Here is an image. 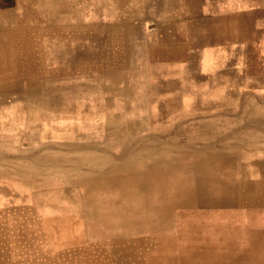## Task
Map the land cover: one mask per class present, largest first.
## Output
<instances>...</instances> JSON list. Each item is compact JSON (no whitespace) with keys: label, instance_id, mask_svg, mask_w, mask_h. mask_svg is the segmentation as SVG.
Here are the masks:
<instances>
[{"label":"rangeland","instance_id":"374dc122","mask_svg":"<svg viewBox=\"0 0 264 264\" xmlns=\"http://www.w3.org/2000/svg\"><path fill=\"white\" fill-rule=\"evenodd\" d=\"M209 1L21 0L0 36V264H189L264 228V87L162 62V19Z\"/></svg>","mask_w":264,"mask_h":264},{"label":"crops","instance_id":"0c3cea01","mask_svg":"<svg viewBox=\"0 0 264 264\" xmlns=\"http://www.w3.org/2000/svg\"><path fill=\"white\" fill-rule=\"evenodd\" d=\"M37 4L34 0L36 12ZM192 8L173 10L162 19L167 70L187 71L210 88L259 93L264 87V2L209 1ZM21 14V0H0V36L19 29ZM222 233L220 241L204 237L192 246L188 263L264 264V228Z\"/></svg>","mask_w":264,"mask_h":264}]
</instances>
